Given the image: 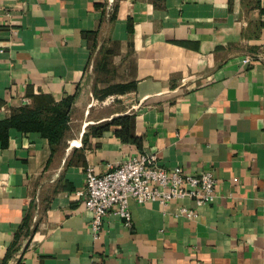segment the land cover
Listing matches in <instances>:
<instances>
[{
    "label": "crops",
    "instance_id": "obj_1",
    "mask_svg": "<svg viewBox=\"0 0 264 264\" xmlns=\"http://www.w3.org/2000/svg\"><path fill=\"white\" fill-rule=\"evenodd\" d=\"M144 153L215 201L96 238L87 169ZM0 264H264V0H0Z\"/></svg>",
    "mask_w": 264,
    "mask_h": 264
},
{
    "label": "built area",
    "instance_id": "obj_2",
    "mask_svg": "<svg viewBox=\"0 0 264 264\" xmlns=\"http://www.w3.org/2000/svg\"><path fill=\"white\" fill-rule=\"evenodd\" d=\"M86 179L85 187L77 194L86 197L87 209L93 214L91 229L96 238H100L112 213L123 218L128 226L132 225L131 201L157 202L168 211L171 205L183 199H191L200 207L212 204L217 197L214 171L191 174L182 167L167 169L159 164L157 154L135 155L104 174L90 166ZM176 214L195 218L198 211L181 206Z\"/></svg>",
    "mask_w": 264,
    "mask_h": 264
},
{
    "label": "trees",
    "instance_id": "obj_3",
    "mask_svg": "<svg viewBox=\"0 0 264 264\" xmlns=\"http://www.w3.org/2000/svg\"><path fill=\"white\" fill-rule=\"evenodd\" d=\"M66 117V116H65ZM126 119H128V118H126ZM127 123H128V121H127ZM128 134H130L129 132H127V134H125L124 136H127L128 137ZM126 138V137H125ZM126 140H129V138H126Z\"/></svg>",
    "mask_w": 264,
    "mask_h": 264
}]
</instances>
